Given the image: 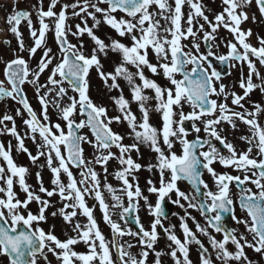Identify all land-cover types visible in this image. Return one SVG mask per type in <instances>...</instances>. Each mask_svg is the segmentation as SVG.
<instances>
[{"label":"snow or ice","instance_id":"1","mask_svg":"<svg viewBox=\"0 0 264 264\" xmlns=\"http://www.w3.org/2000/svg\"><path fill=\"white\" fill-rule=\"evenodd\" d=\"M253 3L264 17V0H221L222 10L212 19L206 14L211 9L203 0H72L71 3L48 0L46 8L44 0H38L33 6L35 23L31 11L13 6L5 24L16 40V48L12 50V59L0 57L4 63L0 100L10 99L21 106L15 116L23 118L27 114L23 118L26 131L21 135L15 117L5 113L0 116V136L14 138L15 150L27 154L34 165L43 157L52 174V188L44 186L38 171L35 174L38 192L33 189L27 182L29 169L18 165L13 158L11 142L7 147L0 143L3 161L0 163V258L6 264H52L49 254L57 264H149L150 254L155 256L154 264H163L165 255L173 264H193L190 258L193 244L197 246L199 264H260L246 253V249H251L264 258V123L260 119L264 116V106L253 103L251 110L245 107L255 89L264 93V76L257 68V62L264 66V38L258 37L259 47L253 46L249 42L252 30L242 28L246 21H256V16L246 11ZM74 18L80 22L72 25L69 21ZM22 23L27 26L31 45L25 43ZM102 25L113 30L118 38L97 35ZM221 28L233 39L225 42L227 53L217 55L212 50V42L217 40ZM49 32L54 34L59 57L47 44ZM70 36L77 42L73 43ZM85 36L92 43L87 53ZM201 40L207 47L206 53L201 52ZM3 42L11 44L8 39ZM38 50L42 55L33 69L29 61ZM150 52L155 63L150 59ZM110 53L117 54L119 62L111 71H106L101 58H109ZM213 56L230 69L239 66L242 95L222 82L221 71L209 59ZM46 70L49 71L47 81L41 84V75ZM93 70L109 93L118 92L110 96L117 115H109V109L91 97ZM146 70L166 83L150 78ZM254 77L262 83H254ZM120 81L126 82L130 98L125 96ZM26 84L35 89L41 105L39 115L25 93ZM133 104L139 116L133 111ZM50 105L57 110L64 126L52 123ZM185 105L190 109L187 112ZM153 113L159 114V126L151 122ZM238 123L247 126L250 133L239 137L248 145L246 150H238L224 134L223 125L236 131ZM114 124L126 125L127 133L114 131ZM84 129L89 130L91 138L81 134ZM126 136L132 143H124ZM25 138L37 145L35 155L25 146ZM84 144L95 150L92 159L85 157ZM141 146L156 154V163L147 166L149 172L155 170L159 175L158 187L152 179L147 181V191L156 196L155 204L144 195L136 175L143 165L132 154L140 158ZM114 148L116 152L112 151ZM109 161H117L120 166L114 173L122 184L119 189L109 183L102 184L96 171L95 165H100L107 181ZM217 163L239 174L217 172L214 167ZM72 168L79 170L80 179ZM205 171L215 191L204 179ZM62 174L66 176V183ZM182 181L191 185V191L180 189L178 183ZM232 187L238 189L236 199ZM102 189L111 195V206L105 202ZM19 193L24 194L23 199ZM88 196L99 203L103 220L113 233L111 241L101 232L94 210L87 204ZM52 197H59L62 206L51 216L62 217L74 236L61 240L55 234V225L49 230L41 226L48 222L46 213L54 206ZM123 197L127 198V206ZM141 200L153 217L148 228L138 215ZM168 201L185 209V216L180 217L183 239L175 233V225L165 227L162 223L167 219L165 203ZM33 202L39 205L37 214L29 207ZM237 206L245 217L236 215ZM110 207L122 210L121 220L137 213L134 220L138 230L122 228L112 219ZM187 209L198 211L205 224L202 226ZM78 215L85 217L87 223L76 220ZM226 215L236 225H242L245 232L226 227ZM188 219L195 224V232L189 227ZM158 228L166 234L167 252L156 250L160 239ZM212 233L221 234V238ZM127 236L133 237L136 243H121ZM200 236L208 239L211 252ZM81 243L86 246V252L75 250ZM135 247L140 251L134 255L131 249Z\"/></svg>","mask_w":264,"mask_h":264},{"label":"rangeland","instance_id":"2","mask_svg":"<svg viewBox=\"0 0 264 264\" xmlns=\"http://www.w3.org/2000/svg\"><path fill=\"white\" fill-rule=\"evenodd\" d=\"M62 2L71 3L72 0H62ZM37 3H38V0H0V25H1L2 30L4 31V28H5L4 20L6 18V15L9 12H11V10H12L14 5H15V7L17 9H19L21 7H27V8H32L31 10L34 11L33 6L36 5ZM203 3L205 4V6L208 9H211L210 12L206 13V14L209 15L210 19L213 18L214 14H216V13H218V12H220L222 10V8H221V0H203ZM47 4H48V0H44L45 8L47 7ZM187 10L188 9L186 8L185 12H187ZM246 11H248L250 16L254 14L256 16V21L252 22V20L250 19L249 21H246L244 23L242 28L245 29V30H247V29H251L252 30L253 35L249 38V42L253 46L257 47V46H259L258 37L259 38H264V17H261V15H260V13H259V11H258V9H257V7H256V5L254 3L248 9H246ZM33 20H34V17H33ZM79 22H80L79 19H75V18L71 19L69 21V23L72 24V25H75L76 23H79ZM202 22L203 21H201V23ZM91 23H92L91 20H89V25H91ZM21 31L23 32L26 45H31L32 44V40H31V38L29 36L26 24L22 23ZM97 35H100L102 38H104L106 36H112V37L118 38V37L115 36L114 31H112L110 28H106L104 25H102L101 28L97 31ZM69 39L73 43L77 42L75 40V38H73L71 36L69 37ZM83 39H84V42H85V51L87 53V52H89L91 50L92 43L86 36ZM232 39H233V37L227 32V30L221 28L218 31L217 40L214 41L213 43L218 45V46H216L217 49H223V44H225L226 41H229V40H232ZM124 42L128 43V41H126V40ZM200 43L202 45H204L203 40H201ZM47 44H48L49 47H51L53 49V54L56 55L57 57H59L58 52H56L54 50L53 46L50 43H48V41H47ZM15 48H16V45H13L10 50H6L5 51L6 52L5 59H8V58L11 57L12 50L15 49ZM24 55L28 57L27 53H24ZM41 55H42V52L39 51L36 54V56L33 57L29 61L31 68L35 69L36 64L38 63ZM150 59L152 60L153 63L156 62L155 61V57H154V55L152 53L150 55ZM101 62L104 64V67H105L106 71H111L113 69L114 65L119 62V57L115 53H110L109 54V58L105 59V58L102 57L101 58ZM3 67L4 66H0V80L4 79ZM238 68L237 67L236 68H232L231 75L229 77H227L226 79H223L222 82L225 85H227L230 89H233L238 94L242 95L243 92L239 88L240 68H239V70H237ZM257 68L260 71L261 76H264L263 70L260 69L259 67H257ZM247 72H248L247 69L243 67V73L245 74V76L247 75ZM48 75H49V71L48 70H46L45 73L41 75V79H40V83L41 84L46 83ZM146 75H148L150 78L157 79V81L159 83L163 82L162 78H160V77H152L151 73H148L147 70H146ZM90 82H91L90 95L93 98V100L96 103H98V104H103L105 107L108 106L110 108V110H111V113H110L111 115H117L118 112L116 111L115 106H114L113 102L110 99V96L118 95V92H116L114 90L111 93H109L107 91V89L104 87L103 82L97 76L95 70H93L91 72V81ZM253 82L256 83V84H261L262 83L261 80L256 79L255 77L253 78ZM120 83H121V86L124 88L125 96L130 98V93H129V89H128L127 85H126V82L120 81ZM164 83H166V81H164ZM26 87H27L26 93H27V96H28L29 100L31 101V104L33 105V107H35L37 113L40 114L41 105L39 104L38 98H37L36 93H35V89L31 85H28V84H26ZM149 94H151V93H149ZM69 95H72V93L69 92ZM262 100H264V93H262L259 90V88H257L250 94V101L245 102V105L248 104L249 107L250 106L252 107L253 103H258L259 101H262ZM228 103L231 106L230 102H228ZM34 104H35V106H34ZM20 107L21 106L19 104H17L13 100H10V99L0 100V116H3L5 113L13 115L15 117V119H16V125H17V128H18V131L21 133V135H24V133L26 131V127L23 124V118H27V114L25 113L23 118H21L19 116H15L16 109L20 108ZM49 109H50L49 110V115H50L51 121H53V122L57 121V122L61 123L62 126H64V122L62 120L58 119L57 110L52 108L51 105L49 106ZM189 110H190L189 107L187 105H185V111L187 112ZM133 111L136 112L137 114H139L138 113V109L135 106V104H133ZM76 119L79 120L80 117L77 116ZM260 119H261V123H264V116H262ZM151 122L153 124L159 126L161 121H160V117H159L158 113H153L152 114ZM10 126H11V124H9V127ZM112 127H113L114 131L120 132L122 134H126L127 131H128L126 125H116V124H114V125H112ZM223 127L225 129L224 134L227 135L228 140L230 142H232L236 146V148L238 150H246L248 145L245 144L243 141H241L239 139V137L241 135H250L247 126L243 125L242 123H238V130H236V131H232L227 124L223 125ZM82 134H88L89 137L91 138V134H90L88 129L82 130ZM200 135L203 136L204 135L203 132ZM193 138H194L193 136H189V139H193ZM39 139L40 138L37 136V142H39ZM9 142H11V144L13 145L12 155H13V158H14L15 162L18 165L27 167L29 169V175L27 177V182L30 185H32L33 189H35L38 192V184H37L36 175H35L36 172H38V171L41 173V176H42L43 182H44V186L49 188V189H51L52 188V185H51L52 174H51L50 170L46 167L44 158L41 157V159L34 165L29 160L27 154L20 153V152H17L15 150V145H16L17 142H16V140L14 138H12L11 136H8V135L0 136V143H4L6 147H7ZM124 143L125 144H130V143H132V140L129 139L126 136V138L124 140ZM25 146L29 149L30 152H32L33 155L36 154L37 145L35 143H33L31 139L25 138ZM84 146H85V149H86V152H85L86 158L92 159V156H93V153H94L95 150L88 144H85ZM112 151L116 152L117 150L114 148V149H112ZM140 151H141V157L140 158H137V154L136 153L132 154L133 158L136 159L138 163L143 165L142 169L138 173H136V175L139 177V185H140L144 195L151 196V193H149L147 191V188H148L147 181L149 179H152L156 183V186H158L159 185V175H158V172L155 171V170H153L152 172H149L147 170V166L150 163L151 164H155L156 163V154L154 152H152L147 146H141V150ZM0 163H3V161L0 160ZM40 165H45V166L43 168H41ZM97 167L98 168H96V167L95 168H96V171L100 175L102 184L103 183H109L114 188H117V189L122 187L121 182L116 180L115 176H114V173L120 167L117 161H109L107 181L104 180L105 173L103 172V169L101 168V166L97 165ZM76 170H78V169H73L72 168V171L76 175L77 179H80L79 171H76ZM62 179L64 180L65 183L67 182L66 176H64L63 174H62ZM16 190H17V192H19V187L18 186H17ZM102 191H103V194L105 193L104 197H105L106 202L109 199H112L111 195L106 190L104 191V189H102ZM186 192H189V191H186ZM19 194H20V198L23 199L24 198V194L23 193H19ZM40 195L43 197V194H40ZM107 195H109L108 198H107ZM121 195H122V193H121ZM43 198H47V197H43ZM172 199H175V197L172 196ZM86 201H87V204L90 207L93 208L94 217L99 218V220H101L103 218V213L101 211H98V209L96 207L97 205H99V203L94 198H92L91 196L86 197ZM109 202H110V204H112L111 200H109ZM150 202L153 204L154 200L150 201ZM51 203L54 206L50 207L47 210L46 214L48 215V222L46 224L42 223L41 226H44V227L47 226V228L49 230V229L52 228L53 225H55V233L60 239H63L65 237L67 238L69 236L67 234L75 235V233L72 232L70 225H68V228H67V226L64 223L62 217L57 215L55 218H53L51 216L52 212L57 211L62 206V204H61V202L59 200V197H52L51 198ZM181 203H185V207H186V202L181 201ZM170 204H172V203L170 202ZM33 205H34V208H32ZM125 206H127V205H125ZM173 206L175 207V204H173ZM29 207H30V209H32L34 214L38 213V209H39V205L38 204L33 202ZM176 208H177V210H178V212L180 214H182V211L185 212V209H181L180 207L177 206V207H175V210H176ZM187 211L190 212L191 210L187 209ZM78 217H80L82 219L85 218V217L79 216V215H78ZM118 218H120V217H118ZM176 218H177L176 222H174L175 220L173 218L168 220V222H169V224H171V226L175 225V229H174L175 232H177L179 230L180 231L179 233L181 234L182 230L180 228V225H178L179 218L178 217H176ZM82 224H85V222H82ZM178 227H179V229H178ZM66 228H67V230H64ZM109 232H110V230H107V233H109ZM212 234L215 235L217 239L221 238L220 234H217V233H212ZM199 238L202 240V242H204L206 247H209V251L211 252L212 250H211V248L209 246L208 239L206 237H203V236H200ZM167 244H168V242L166 240V237H161L159 242L156 245V247H157L156 250L157 251H165V252H167L168 251ZM136 251H137L136 248L133 249L132 250L133 254H135ZM190 253H191L190 254V258L192 259L193 264L199 263V253L197 251V246L196 245L191 246ZM246 253H247V255L249 256L250 259H252L254 261H259L260 264H264V258H261L258 254L254 253L251 249H246ZM152 258L155 260L154 254H152ZM162 258H165L167 260L168 264H170V263L173 264V261L171 260V258L169 256L165 255ZM49 259L52 261V264H57V261L55 260V258L50 256V254H49ZM213 259H215L214 255H213ZM0 264H6V261H4L3 258H0ZM216 264H219V262H216Z\"/></svg>","mask_w":264,"mask_h":264}]
</instances>
